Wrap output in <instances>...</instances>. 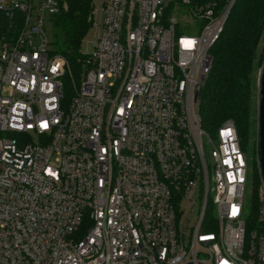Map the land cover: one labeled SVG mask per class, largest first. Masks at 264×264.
<instances>
[{"label":"built area","instance_id":"2783aa9c","mask_svg":"<svg viewBox=\"0 0 264 264\" xmlns=\"http://www.w3.org/2000/svg\"><path fill=\"white\" fill-rule=\"evenodd\" d=\"M91 1L75 76L44 28L64 0H0V264H264L261 178L250 213L233 124L200 123L232 0Z\"/></svg>","mask_w":264,"mask_h":264},{"label":"trees","instance_id":"16d2710c","mask_svg":"<svg viewBox=\"0 0 264 264\" xmlns=\"http://www.w3.org/2000/svg\"><path fill=\"white\" fill-rule=\"evenodd\" d=\"M193 1H214L221 10L229 0ZM64 3L66 9L51 17L56 31L52 45L54 52L67 60L77 76L83 60L82 43L92 27V1L64 0ZM10 25L13 23L0 16V37ZM209 54L212 66L199 101L201 127L214 136L219 126L229 120L240 148H251L250 185L245 195L251 213L256 205L255 191L259 183L255 159V106L256 77L264 58V0H234Z\"/></svg>","mask_w":264,"mask_h":264},{"label":"rangeland","instance_id":"374dc122","mask_svg":"<svg viewBox=\"0 0 264 264\" xmlns=\"http://www.w3.org/2000/svg\"><path fill=\"white\" fill-rule=\"evenodd\" d=\"M99 5L96 4V9L98 11ZM187 11L188 8L184 5H180L175 9V13H171L169 14V17H175L176 20L180 23L181 27H179V31L183 34H187V35H192L194 34L193 32H191L190 30L185 28V24H187L188 21V17H187ZM99 20V14L96 13L94 15V21L97 22ZM44 28H45V33H46V37L47 39L52 42L55 39V34L56 31L54 29V27L52 26V23L47 19V14L44 15ZM93 36H94V31L90 30L88 32V34L86 35V37L83 40L82 43V50L84 52H89L91 47L90 44L93 41ZM243 156L246 160V165H247V177H246V183H245V189L248 190L249 185H250V180H249V166L251 165V159L253 157L252 155V151L251 148L249 146H246L245 148L241 149ZM255 159H256V154H255ZM258 181H259V176H258ZM213 214H215V212H213Z\"/></svg>","mask_w":264,"mask_h":264},{"label":"water","instance_id":"95a60500","mask_svg":"<svg viewBox=\"0 0 264 264\" xmlns=\"http://www.w3.org/2000/svg\"><path fill=\"white\" fill-rule=\"evenodd\" d=\"M234 0H232L231 5ZM230 5V7H231ZM256 166L264 186V58L256 77Z\"/></svg>","mask_w":264,"mask_h":264}]
</instances>
